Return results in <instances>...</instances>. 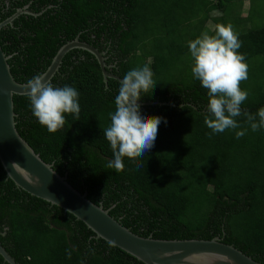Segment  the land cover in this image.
I'll return each mask as SVG.
<instances>
[{
	"label": "trees",
	"instance_id": "1",
	"mask_svg": "<svg viewBox=\"0 0 264 264\" xmlns=\"http://www.w3.org/2000/svg\"><path fill=\"white\" fill-rule=\"evenodd\" d=\"M24 4L34 14L0 27L16 81L42 74L58 48L78 37L121 78L148 65L156 85L142 94L141 114L163 118L143 157H125L121 172L108 168L113 152L104 129L121 81H104L92 54L72 48L50 81L78 91L79 120L66 114L63 129L50 133L34 117L28 95H13L15 127L34 152L138 235L219 236L264 264V129L253 132L246 115L264 107V64L260 81L240 84L249 92L235 118L240 128L210 135L207 91L193 77L188 54L189 41L230 24L246 62L261 56L264 63V0H0V21ZM0 241L19 264H144L96 238L71 213L16 187L1 163ZM0 264L9 263L0 255Z\"/></svg>",
	"mask_w": 264,
	"mask_h": 264
},
{
	"label": "clouds",
	"instance_id": "2",
	"mask_svg": "<svg viewBox=\"0 0 264 264\" xmlns=\"http://www.w3.org/2000/svg\"><path fill=\"white\" fill-rule=\"evenodd\" d=\"M241 46L230 24L217 25L214 34L204 32L188 43L192 75L207 91L204 123L211 130L210 135L240 128L235 118L241 115V105L249 96L248 91L240 88L241 82L248 79L246 57L238 51ZM155 85L148 65L131 69L124 75L115 97V110L109 114L110 124L104 129L113 152L108 168L121 172L125 157L133 160L143 157L154 146L163 118L143 116L138 101ZM25 86L30 89L27 95L32 113L48 132L63 129L66 114L79 120V93L74 87H56L43 74L34 76ZM246 115L253 132L264 129V107L258 109L255 116ZM246 131H236V138L243 137ZM137 166L143 165L138 163Z\"/></svg>",
	"mask_w": 264,
	"mask_h": 264
},
{
	"label": "water",
	"instance_id": "3",
	"mask_svg": "<svg viewBox=\"0 0 264 264\" xmlns=\"http://www.w3.org/2000/svg\"><path fill=\"white\" fill-rule=\"evenodd\" d=\"M26 8L27 5L18 8L0 21V27L11 23L21 13L34 14ZM72 48L92 54L99 64L104 81L108 77L122 81L123 78L106 69L102 52L78 37L66 41L58 48L42 73L46 80H51L63 56ZM7 57L9 55L0 46V163L6 177L16 187L71 213L93 231L96 238L119 247L144 264H262L233 244L223 242L219 236L211 239H160L138 235L111 216L108 209L88 199L86 192L75 189L67 182L65 175L58 174L51 163L42 160L18 133L15 127L13 95L27 94L30 89L25 86L27 82L15 80ZM138 103L140 105L144 102ZM0 255L9 264H19L1 243Z\"/></svg>",
	"mask_w": 264,
	"mask_h": 264
},
{
	"label": "rangeland",
	"instance_id": "4",
	"mask_svg": "<svg viewBox=\"0 0 264 264\" xmlns=\"http://www.w3.org/2000/svg\"><path fill=\"white\" fill-rule=\"evenodd\" d=\"M247 3V4H246ZM244 7H245V12H247L249 3L248 1H246ZM259 8V7H258ZM218 16V14H214L212 17H215L214 19H216ZM216 22L215 20L211 21L210 25H215ZM190 55V51L188 53ZM248 64V79L241 82V83H248L251 84L253 82H257L260 81L261 76H262V68H263V58L261 56H253L252 58H250L247 62Z\"/></svg>",
	"mask_w": 264,
	"mask_h": 264
},
{
	"label": "flooded vegetation",
	"instance_id": "5",
	"mask_svg": "<svg viewBox=\"0 0 264 264\" xmlns=\"http://www.w3.org/2000/svg\"><path fill=\"white\" fill-rule=\"evenodd\" d=\"M25 5H27V4H24V5H22V6H19V7H17L16 9H18V8H24ZM26 9L29 10V9H28V5H27V8H26ZM29 11L32 12L31 10H29ZM33 13H34V12H33ZM26 14H27V13H26ZM6 229H7V225L5 224V225H3V229H2L1 232H2V233L5 232Z\"/></svg>",
	"mask_w": 264,
	"mask_h": 264
}]
</instances>
